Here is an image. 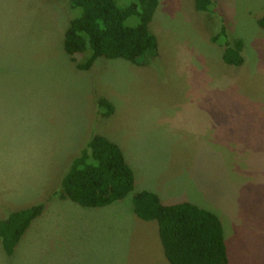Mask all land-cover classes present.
<instances>
[{"label":"rangeland","instance_id":"obj_1","mask_svg":"<svg viewBox=\"0 0 264 264\" xmlns=\"http://www.w3.org/2000/svg\"><path fill=\"white\" fill-rule=\"evenodd\" d=\"M79 13L70 0H0V208L3 219L28 200L55 212L13 256L0 242V264H170L158 224L130 197L104 208L52 197L96 135L121 148L137 191L152 185L164 203L216 214L229 264H264V0H212L207 12L161 0L149 26L156 59L101 58L89 71L63 50ZM227 38L243 41V67L224 63ZM101 98L114 106L108 118Z\"/></svg>","mask_w":264,"mask_h":264},{"label":"trees","instance_id":"obj_2","mask_svg":"<svg viewBox=\"0 0 264 264\" xmlns=\"http://www.w3.org/2000/svg\"><path fill=\"white\" fill-rule=\"evenodd\" d=\"M161 0H131L120 6L119 0H70L79 11L63 38V50L78 70L89 71L98 59H123L144 66L159 55V42L150 24ZM212 0H196V9L207 12ZM136 19V24H130ZM264 29V17L259 20ZM223 61L228 66L243 67L244 43L227 40ZM78 55H86L77 62ZM98 111L108 118L114 106L105 98L98 101ZM136 177L121 148L104 136H92L87 148L77 157L52 197L70 200L83 208H104L127 198L137 217L158 224L164 255L170 264H229L228 247L220 218L188 201L164 203L149 190H136ZM45 211L41 203L15 211L0 221V238L7 256L15 249L32 223Z\"/></svg>","mask_w":264,"mask_h":264},{"label":"crops","instance_id":"obj_3","mask_svg":"<svg viewBox=\"0 0 264 264\" xmlns=\"http://www.w3.org/2000/svg\"><path fill=\"white\" fill-rule=\"evenodd\" d=\"M160 6V5H159ZM159 42V41H158ZM161 48V47H160ZM159 48V49H160ZM134 171V170H133ZM134 174H135V172H134ZM137 184H139L138 183V181L136 182ZM142 190H149V191H151V192H154V193H156V194H158L159 196L161 195V193H162V191L161 190H158V189H156L154 186H150L149 187V185H144V183L142 184ZM161 197V196H160ZM164 199V198H163ZM162 198H161V200H163ZM60 200V199H59ZM29 201V200H28ZM28 201L22 206H20V205H12L11 204V207H9V209H10V211L11 212H15V211H21V210H24V209H27V208H29V207H32V206H26V205H28ZM61 201H64V202H71V203H68V205L67 206H79V205H77L76 203H74V202H72V201H70V200H60L59 202H61ZM39 203V202H38ZM66 203H63V204H66ZM60 204V203H59ZM75 204V205H74ZM198 206V205H197ZM81 207V206H80ZM200 207V206H199ZM201 208H203V207H201ZM13 209V210H12ZM47 209V208H46ZM52 209V207H50L48 210H45V212L42 214V216H40L38 219H36V223L37 222H49V221H52L53 219L52 218H54L55 217V212L54 211H52L51 212V214H49L48 213V211L49 210H51ZM6 211H8V207H7V204L6 203H4L3 204V207H1L0 208V220H2L4 217H5V213H6ZM35 224V223H34ZM0 242L2 243V247H3V241H2V239L0 238ZM3 250H4V248H3ZM5 252V251H4Z\"/></svg>","mask_w":264,"mask_h":264}]
</instances>
